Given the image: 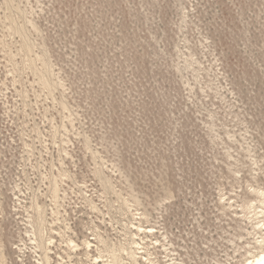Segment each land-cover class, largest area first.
<instances>
[{
  "label": "rangeland",
  "instance_id": "rangeland-1",
  "mask_svg": "<svg viewBox=\"0 0 264 264\" xmlns=\"http://www.w3.org/2000/svg\"><path fill=\"white\" fill-rule=\"evenodd\" d=\"M261 189L264 0H0V264H93L139 224L234 264Z\"/></svg>",
  "mask_w": 264,
  "mask_h": 264
},
{
  "label": "bare ground",
  "instance_id": "bare-ground-1",
  "mask_svg": "<svg viewBox=\"0 0 264 264\" xmlns=\"http://www.w3.org/2000/svg\"><path fill=\"white\" fill-rule=\"evenodd\" d=\"M258 194H259V198L256 201L249 199L245 202V208L247 210L253 209L255 211L254 216L257 217L256 218H254V216L249 217V219H251L252 222L251 223L252 231L248 230V234L251 235L252 233L254 237L252 238L253 239L252 241L251 240L248 241V247L245 248L246 250L244 254H241L242 258L236 262L237 264H264V189L259 190ZM258 207L261 210L257 212ZM256 219L258 221L254 222V220ZM133 228L136 230V232L135 233L133 232L132 238L137 240L134 239L130 241L128 240L127 244H130L129 248L125 247L126 243H124L125 245L122 244V249H121L123 251L122 253H120V251L118 253L117 249L112 248L111 252H109L110 253L109 257L107 256V259H104L102 255L95 254V256L92 258L94 260L93 264H99V263L101 264V262L102 264H115V262H117L118 260L123 261L121 264H129L127 260L124 261L126 257L128 259H131L132 262L130 264H147V263L155 264V260L151 258L152 254L150 253V250L147 249V247L145 246L147 243L144 242V238L141 237V235H139V233L142 234L152 233L151 230L142 227L141 224H139L138 226L134 225ZM50 243L53 244V241L50 240ZM67 244L72 251H77L81 247V244H78L76 241H73L72 239H69ZM83 244H85L86 249L88 251L94 250L95 247L98 248V244H96V242L93 243L90 240L88 241L85 239L83 241ZM139 249H141L140 252L138 251ZM46 257L48 260L49 257L48 256ZM145 260L147 261V263H145Z\"/></svg>",
  "mask_w": 264,
  "mask_h": 264
},
{
  "label": "built area",
  "instance_id": "built-area-1",
  "mask_svg": "<svg viewBox=\"0 0 264 264\" xmlns=\"http://www.w3.org/2000/svg\"><path fill=\"white\" fill-rule=\"evenodd\" d=\"M153 230H154L153 234L150 235V238L149 237L146 238L144 242L147 243L145 246L147 247V249L150 250V253L152 254L151 258L155 260V264H187L182 253H180V251L174 248L164 251L165 255L161 256L163 257L162 259L159 256V250L162 248L165 249V246L168 244L164 240L163 242L159 241L160 240L159 236L157 235V231L156 229H154V227H153ZM126 238L127 237H123L122 242L127 244ZM140 250L141 249H139L138 251L140 252ZM139 254H142V253H139ZM145 263H147L146 260H145Z\"/></svg>",
  "mask_w": 264,
  "mask_h": 264
}]
</instances>
